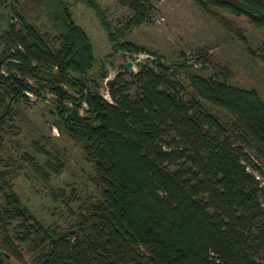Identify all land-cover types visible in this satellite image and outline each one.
<instances>
[{
  "label": "trees",
  "instance_id": "16d2710c",
  "mask_svg": "<svg viewBox=\"0 0 264 264\" xmlns=\"http://www.w3.org/2000/svg\"><path fill=\"white\" fill-rule=\"evenodd\" d=\"M39 1L47 24L33 23L21 0H0V140L5 130L16 135L13 107L29 104L26 92L51 93L53 124L80 146L95 193L51 191L72 220L65 228L44 224L14 189L15 168L1 169L0 264H25L21 247L29 264H264V188L255 175L264 179V172L245 151L264 162V102L255 89L228 83L223 71H190L194 57L174 64L154 57L135 70L118 69L105 82L107 101L88 77L92 44L67 0ZM73 1L94 11L115 47L146 51L110 35L94 0ZM115 1L129 13L127 28L153 10L149 0ZM194 2L264 27V0ZM225 29L264 64V42L254 52L237 29ZM31 147L20 158L47 183L63 165L37 140Z\"/></svg>",
  "mask_w": 264,
  "mask_h": 264
},
{
  "label": "rangeland",
  "instance_id": "374dc122",
  "mask_svg": "<svg viewBox=\"0 0 264 264\" xmlns=\"http://www.w3.org/2000/svg\"><path fill=\"white\" fill-rule=\"evenodd\" d=\"M36 1L21 0V7L36 25L47 24L43 3ZM94 1L101 10L110 35L117 41L130 42L146 50L131 52L115 47L114 41L109 40L106 30L91 8L67 0L72 19L86 31L92 44L95 61L88 77L96 82L98 93L107 101L110 98L105 82L118 69L128 67L132 70L139 63L158 57L165 64L179 63L184 58H196L197 61L191 65L190 71L203 76L223 71L227 74L228 83L255 89L264 102V64L255 59L256 56L251 58L236 34L225 29L228 24L237 29L248 48L255 52L264 42V27L253 26L244 15L237 16L225 8H210L206 12L194 0H149L153 10L148 20L127 28L123 27L125 18L129 16L125 7L115 0ZM202 54L207 55V61L203 62ZM102 73L104 75L100 76ZM176 78L187 88V79L182 72ZM26 93L29 104L19 102L13 107L17 112L16 135L7 134V130L2 134L0 170L15 168L17 175L13 187L33 214L44 224L54 222L65 228L72 220L67 213V207L59 201L60 197L54 201L49 194L56 188L64 189L68 193V186H73L81 198L93 195L95 186L90 180L91 167L83 160L80 146L60 133L53 124L52 116L48 112V108L53 109V95L45 91L40 97ZM204 106L216 113L222 122L227 120L228 116L223 110L207 104ZM84 107L82 103L81 108ZM81 108L78 109L79 112ZM33 139L51 155L56 156L63 165L61 172L58 175L51 174L47 183L34 177L25 161L20 158L21 152L32 154ZM245 151L264 172V162L256 158L252 150L246 148ZM8 155L11 158L7 165ZM255 175L264 188V179L258 173ZM69 205L75 207L76 202H69ZM21 249L25 264H29L27 256L23 254V247ZM5 264L20 263L11 258Z\"/></svg>",
  "mask_w": 264,
  "mask_h": 264
},
{
  "label": "built area",
  "instance_id": "2783aa9c",
  "mask_svg": "<svg viewBox=\"0 0 264 264\" xmlns=\"http://www.w3.org/2000/svg\"><path fill=\"white\" fill-rule=\"evenodd\" d=\"M136 68H132V70H135Z\"/></svg>",
  "mask_w": 264,
  "mask_h": 264
}]
</instances>
